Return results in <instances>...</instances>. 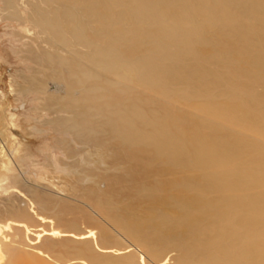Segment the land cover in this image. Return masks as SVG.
I'll return each mask as SVG.
<instances>
[{"label":"bare ground","instance_id":"1","mask_svg":"<svg viewBox=\"0 0 264 264\" xmlns=\"http://www.w3.org/2000/svg\"><path fill=\"white\" fill-rule=\"evenodd\" d=\"M61 1L80 60L48 86L77 110L51 122L123 165L87 198L135 245L90 262L264 264V0ZM66 226L37 231L43 246L101 248L103 232Z\"/></svg>","mask_w":264,"mask_h":264},{"label":"rangeland","instance_id":"2","mask_svg":"<svg viewBox=\"0 0 264 264\" xmlns=\"http://www.w3.org/2000/svg\"><path fill=\"white\" fill-rule=\"evenodd\" d=\"M66 5L61 0H0V264H95L90 261L105 248L125 249L132 243L95 220L87 198L90 190H103L107 175L123 165L102 145L51 122L60 115L72 118L77 110H61L60 94L48 86L52 79L69 82L70 65L60 58L80 60L71 53L76 46L59 42L73 23ZM42 82L48 87L42 88ZM67 223L77 224L79 231L103 232L96 240L101 248L78 253L73 243L56 244V251L44 247L37 231L65 229ZM80 246L87 250L86 244ZM124 261L165 264L132 256Z\"/></svg>","mask_w":264,"mask_h":264}]
</instances>
